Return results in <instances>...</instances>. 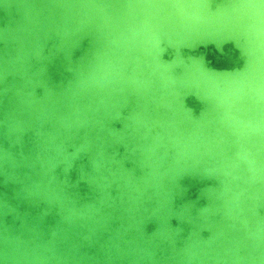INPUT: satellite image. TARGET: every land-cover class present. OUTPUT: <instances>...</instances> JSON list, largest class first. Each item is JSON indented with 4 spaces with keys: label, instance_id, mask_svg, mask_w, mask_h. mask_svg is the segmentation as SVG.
<instances>
[{
    "label": "water",
    "instance_id": "water-1",
    "mask_svg": "<svg viewBox=\"0 0 264 264\" xmlns=\"http://www.w3.org/2000/svg\"><path fill=\"white\" fill-rule=\"evenodd\" d=\"M0 264H264V0H0Z\"/></svg>",
    "mask_w": 264,
    "mask_h": 264
}]
</instances>
